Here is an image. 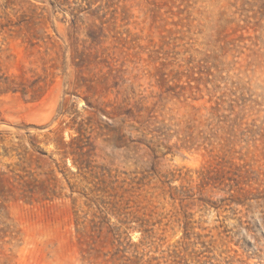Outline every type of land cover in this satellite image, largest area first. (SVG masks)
I'll return each instance as SVG.
<instances>
[{
	"label": "rangeland",
	"instance_id": "rangeland-1",
	"mask_svg": "<svg viewBox=\"0 0 264 264\" xmlns=\"http://www.w3.org/2000/svg\"><path fill=\"white\" fill-rule=\"evenodd\" d=\"M0 264H264V0H0Z\"/></svg>",
	"mask_w": 264,
	"mask_h": 264
}]
</instances>
